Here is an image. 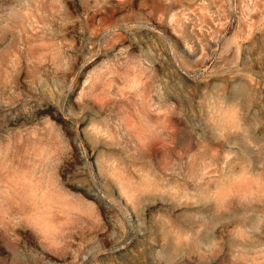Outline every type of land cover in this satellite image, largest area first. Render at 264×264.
Segmentation results:
<instances>
[{"label":"rangeland","instance_id":"374dc122","mask_svg":"<svg viewBox=\"0 0 264 264\" xmlns=\"http://www.w3.org/2000/svg\"><path fill=\"white\" fill-rule=\"evenodd\" d=\"M0 264H264V0H0Z\"/></svg>","mask_w":264,"mask_h":264}]
</instances>
